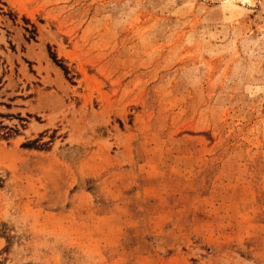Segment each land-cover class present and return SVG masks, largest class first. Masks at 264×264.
Masks as SVG:
<instances>
[{
  "label": "rangeland",
  "instance_id": "374dc122",
  "mask_svg": "<svg viewBox=\"0 0 264 264\" xmlns=\"http://www.w3.org/2000/svg\"><path fill=\"white\" fill-rule=\"evenodd\" d=\"M0 264H264V0H0Z\"/></svg>",
  "mask_w": 264,
  "mask_h": 264
}]
</instances>
